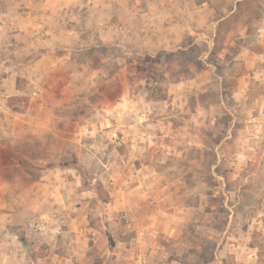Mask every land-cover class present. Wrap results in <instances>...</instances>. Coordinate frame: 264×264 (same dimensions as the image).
Returning <instances> with one entry per match:
<instances>
[{"label":"rangeland","instance_id":"rangeland-1","mask_svg":"<svg viewBox=\"0 0 264 264\" xmlns=\"http://www.w3.org/2000/svg\"><path fill=\"white\" fill-rule=\"evenodd\" d=\"M221 6L216 16L232 9ZM215 29L184 50L97 43L86 51L98 72L24 95L25 138L0 169V264H264V0H243ZM203 62L217 67L199 75L209 87L174 89ZM134 162L148 200L113 208L109 181L127 189ZM154 164L183 183L160 205Z\"/></svg>","mask_w":264,"mask_h":264},{"label":"crops","instance_id":"crops-1","mask_svg":"<svg viewBox=\"0 0 264 264\" xmlns=\"http://www.w3.org/2000/svg\"><path fill=\"white\" fill-rule=\"evenodd\" d=\"M242 1L0 0V169L5 167L2 155L11 153L14 144L25 138L17 135L16 127L18 128L20 124L28 126L30 122L24 120L26 114L14 112L7 106V99L10 96L27 95L31 102L36 100V94L42 89H68V86H72V81H78L82 74L98 72L100 63H95L92 53L86 51L97 43L109 46L118 40L119 45L127 50L126 53L142 51L143 47L150 51L184 50L198 40L209 43L213 39L212 36L216 35L215 26L227 21L234 8ZM221 5L232 9L227 14L216 16V9ZM135 38L138 39V45L132 43ZM198 56L203 60L207 57L205 53ZM203 64L200 70L190 68L191 76L185 81L174 83V89L184 90V86L194 90L201 86L209 87L207 83H200L199 75L214 73L217 67L216 65L209 67L206 62ZM157 104L160 105L158 101ZM31 133L26 132L24 136L40 138L42 134ZM94 141L99 143L98 140ZM132 147L136 151L141 148L135 145ZM163 148L159 146L158 150ZM108 151L109 145L102 147L101 151L96 150L100 154H106ZM90 153L100 161L97 153L94 154L92 150ZM134 166H136L134 174L120 178L126 182L130 179L128 180L130 186L127 189L122 188V185L117 186L114 181H109L117 188L115 190L117 200H113V203L112 200L106 202L113 208L120 209L121 206L125 208V204L131 208L130 202L134 205L148 200L143 197L144 189L140 188L141 182L144 181L142 171H145L143 170L145 165L142 162H134ZM152 169L155 185L154 202L155 205H160L166 201V195H162L164 190L168 192L169 186L183 183L179 178L170 182L166 181L167 179L164 181L163 167L160 165L154 164ZM98 178H101L100 175ZM3 182L5 185L12 183L6 179L2 180ZM109 196H113L112 192H109ZM119 198L122 201L116 204ZM138 215L140 218L157 219L158 214ZM142 222L145 226H141L140 229L142 231L144 228L149 229L147 227L149 222L145 219ZM137 256L141 261V254ZM217 261L219 263L220 259ZM216 262L210 260L197 264Z\"/></svg>","mask_w":264,"mask_h":264},{"label":"trees","instance_id":"trees-1","mask_svg":"<svg viewBox=\"0 0 264 264\" xmlns=\"http://www.w3.org/2000/svg\"><path fill=\"white\" fill-rule=\"evenodd\" d=\"M29 104V98L24 95H13L7 99V106L14 112H24ZM100 186V183H96V187ZM98 194L96 188L94 189Z\"/></svg>","mask_w":264,"mask_h":264},{"label":"built area","instance_id":"built-area-1","mask_svg":"<svg viewBox=\"0 0 264 264\" xmlns=\"http://www.w3.org/2000/svg\"><path fill=\"white\" fill-rule=\"evenodd\" d=\"M134 264H141L140 259H136V261L134 262Z\"/></svg>","mask_w":264,"mask_h":264}]
</instances>
